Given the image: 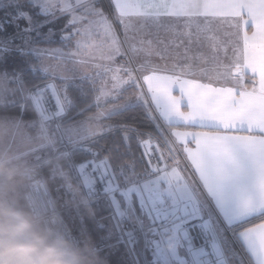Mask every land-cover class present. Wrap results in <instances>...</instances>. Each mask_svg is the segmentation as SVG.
Returning a JSON list of instances; mask_svg holds the SVG:
<instances>
[{
	"label": "snow or ice",
	"instance_id": "obj_1",
	"mask_svg": "<svg viewBox=\"0 0 264 264\" xmlns=\"http://www.w3.org/2000/svg\"><path fill=\"white\" fill-rule=\"evenodd\" d=\"M0 119L109 264H264V0H0Z\"/></svg>",
	"mask_w": 264,
	"mask_h": 264
},
{
	"label": "built area",
	"instance_id": "obj_2",
	"mask_svg": "<svg viewBox=\"0 0 264 264\" xmlns=\"http://www.w3.org/2000/svg\"><path fill=\"white\" fill-rule=\"evenodd\" d=\"M64 189L74 199L75 205L90 206L80 185L70 173ZM20 198L26 214L15 210L4 215L0 211V225L5 229L2 239L5 243L34 245L40 252L50 248L56 253L59 264H65L68 256L79 264L78 260L85 254L92 255L101 251L97 246L91 247L87 252L79 248L77 238L61 219V211L55 206L45 181L40 177L25 182ZM20 223L27 227L17 233L15 227Z\"/></svg>",
	"mask_w": 264,
	"mask_h": 264
},
{
	"label": "rangeland",
	"instance_id": "obj_3",
	"mask_svg": "<svg viewBox=\"0 0 264 264\" xmlns=\"http://www.w3.org/2000/svg\"><path fill=\"white\" fill-rule=\"evenodd\" d=\"M41 131L53 151L52 154L45 152L43 158L38 161L34 143L19 135L11 122L0 119V209L4 215L19 210V199L25 182L34 178L35 175L40 176L38 169L40 165L58 158L55 154L54 139L48 135L46 129L42 128ZM51 173L63 178L65 182L69 179L66 172L60 171L56 165ZM69 202L72 203L71 200ZM67 258L65 264H76L74 258L72 259L71 256ZM78 262L82 264V259Z\"/></svg>",
	"mask_w": 264,
	"mask_h": 264
},
{
	"label": "trees",
	"instance_id": "obj_4",
	"mask_svg": "<svg viewBox=\"0 0 264 264\" xmlns=\"http://www.w3.org/2000/svg\"><path fill=\"white\" fill-rule=\"evenodd\" d=\"M62 163L63 162L61 158H57L55 161L42 163L38 168L40 170V176L35 175V177H40L45 181L55 206L61 211V219L66 224L69 231L77 238L79 248L85 249V252H87L91 247L97 246V242L90 233L86 231H77L73 226L71 217L76 209L79 208L80 213L91 219L95 209L88 205H75L74 199L71 197V195L66 194L64 190L66 182L63 181V178L52 175L51 172H53V167L56 165L60 168V171L62 170L66 172V174L69 176L68 169L62 168ZM69 200H71L72 203H70ZM19 204V210L26 214V210L22 205L21 198L19 199ZM98 212L100 215L107 214L104 209H98ZM100 252L103 253L102 251Z\"/></svg>",
	"mask_w": 264,
	"mask_h": 264
},
{
	"label": "clouds",
	"instance_id": "obj_5",
	"mask_svg": "<svg viewBox=\"0 0 264 264\" xmlns=\"http://www.w3.org/2000/svg\"><path fill=\"white\" fill-rule=\"evenodd\" d=\"M26 227L24 223L17 224L15 232L19 233ZM4 234L5 229L0 225V264H59L54 250L49 248L40 252L34 245L8 244L2 239Z\"/></svg>",
	"mask_w": 264,
	"mask_h": 264
},
{
	"label": "crops",
	"instance_id": "obj_6",
	"mask_svg": "<svg viewBox=\"0 0 264 264\" xmlns=\"http://www.w3.org/2000/svg\"><path fill=\"white\" fill-rule=\"evenodd\" d=\"M82 264H109V262L105 258V254L99 252L97 254H92V255L85 254L84 257H82Z\"/></svg>",
	"mask_w": 264,
	"mask_h": 264
}]
</instances>
